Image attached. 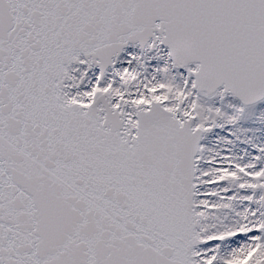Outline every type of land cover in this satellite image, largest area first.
Here are the masks:
<instances>
[{
  "label": "snow or ice",
  "instance_id": "obj_1",
  "mask_svg": "<svg viewBox=\"0 0 264 264\" xmlns=\"http://www.w3.org/2000/svg\"><path fill=\"white\" fill-rule=\"evenodd\" d=\"M0 264H264V0H0Z\"/></svg>",
  "mask_w": 264,
  "mask_h": 264
}]
</instances>
